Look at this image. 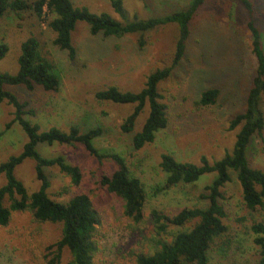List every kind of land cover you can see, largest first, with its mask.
I'll use <instances>...</instances> for the list:
<instances>
[{"label": "rangeland", "instance_id": "1", "mask_svg": "<svg viewBox=\"0 0 264 264\" xmlns=\"http://www.w3.org/2000/svg\"><path fill=\"white\" fill-rule=\"evenodd\" d=\"M71 1L74 6L86 7L96 14L107 13L119 20L111 7V0ZM121 1L130 18L136 15L142 20L180 11L190 2ZM254 2L258 5L257 13L264 18V0ZM18 23L13 14L0 19V42L9 47L8 53L0 61V74L17 72L20 44L34 36L39 40L44 56L55 64L60 78L58 92H47L39 86L32 91L24 86L3 87L34 110V116L25 115L24 119L36 124L42 132L51 127L67 132L75 126L81 133L95 127L102 128L104 135L95 139L93 146L123 157L131 174L143 184L147 200L143 221L133 224L123 216L122 201L97 184L102 175H110L116 169L115 164L110 160L98 163L80 145L57 143L38 145L37 151L43 158L63 157L67 164L79 167L82 181L79 186H73L56 167L46 168L45 174L50 182L48 195L62 203L78 194L89 197L100 221L95 233L99 245L95 264H135L136 255H148L154 250L151 241L155 236L151 220L153 210L171 217L182 208L207 205L198 197L205 193L204 187L210 184L212 175L201 178L193 186H178L165 194H153V187L165 178L159 168L160 155L171 154L179 162L198 165L202 156L212 163L232 150L238 129L229 131L228 125L232 117L244 109L255 68L246 15L233 0H208L201 8L191 22V33L182 62L158 85L161 101L166 105L168 126L156 133L153 143L140 150L133 149L131 140L145 123L148 106L137 117L133 131L124 134L119 126L132 112L134 105L97 101L94 94L109 87L132 93L143 89L151 73L171 65L176 27L158 28L142 37L129 34L120 38H104L91 36L88 26L78 23L72 34L76 57L70 60L67 52L52 44L55 34L46 26V21L39 25L27 14L20 26ZM258 26L264 34V19L258 20ZM140 38L144 41L142 48L138 45ZM213 87L220 89L215 105H199L201 93ZM12 114L11 106L0 103V164L21 153L27 140L17 123L5 130V125L13 118ZM261 148L262 144L256 140L248 158L251 168L264 172ZM34 167V161L27 159L15 169L16 178L29 193L39 188ZM230 176L231 181L222 189L226 198L224 207L229 215L226 223L234 234L248 237L249 225L253 220L264 222V209L253 213L248 211L242 202L236 174L230 172ZM5 182L4 176L0 175V188ZM3 204L8 206L9 201L5 199ZM242 218V221H237ZM189 229L191 224L183 228L169 227L168 235L163 238L171 241L172 234ZM60 232L59 224L39 223L29 211L14 212L8 224L0 226V264H51L49 262L53 255H49L51 253L46 248L60 238ZM248 238L247 245H251ZM253 254L255 251L249 249L248 254L243 256L233 247L226 256L215 258L214 263L254 264L257 257ZM58 264H71L68 250L64 249Z\"/></svg>", "mask_w": 264, "mask_h": 264}, {"label": "trees", "instance_id": "2", "mask_svg": "<svg viewBox=\"0 0 264 264\" xmlns=\"http://www.w3.org/2000/svg\"><path fill=\"white\" fill-rule=\"evenodd\" d=\"M207 1L190 0L180 11L142 20L136 15L130 18L121 0H111V7L118 15V20L107 13L96 14L86 7L74 6L71 0H0V19L13 14L20 26L29 14L39 25L46 21V26L55 34L52 44L67 52L70 60L76 57L72 34L78 23H85L91 36L104 38H120L129 34L142 37L158 28L174 25L177 37L170 66L151 73L144 88L137 93L122 92L116 87H109L94 94L97 101L134 105L132 112L119 126L120 132L124 134L133 131L137 117L143 108L148 106V117L141 130L131 140L133 149L140 150L153 143L156 133L168 126L166 105L161 101L158 85L182 62L191 33V22ZM233 1L241 6L247 18L246 29L255 68L244 109L235 114L228 125L229 131L238 129L232 150L212 163L202 156L198 165L179 162L171 154L160 155L159 168L165 178L162 183L153 187V194H165L178 186H193L201 178L212 175V181L204 187L205 193L198 197L207 205L185 207L171 217L153 210L151 220L155 236L151 241L154 243V250L148 255H136L135 264H215V258L226 256L233 247L243 256L248 254L249 249L255 251L252 255L257 257L254 264H264V222L253 220L249 225V238L244 234L242 238L240 234H234L231 226L226 223L229 215L223 202L226 198L222 189L231 181L230 172H234L245 208L252 213L264 209V172L251 168L248 158L256 140L262 144L261 150L264 154V34L258 26V20L264 18L257 13L258 5L254 0ZM138 45L140 48L144 45L141 38ZM8 51V45L0 42V61ZM17 62L18 70L15 74H0V103L5 102L13 108V118L5 125V130L17 123L27 140L21 153L0 164V175H3L6 181L0 188V226L5 227L14 212L29 211L39 223L61 226L60 238L46 248L51 253L49 255H53L49 263L58 264L66 249L71 256V264H95L99 252L95 233L96 225L100 221L89 197L86 194H78L62 203L52 200L47 192L50 182L45 174L46 168L56 167L62 175L69 178L73 186H79L81 183V170L77 166L67 164L63 157H41L37 151L38 145H80L98 163L103 160L112 161L116 169L110 175H102L97 184L122 201L123 216L133 224L143 221L147 192L141 181L131 174L123 157L108 150L100 151L93 146V141L104 135L102 128L95 127L81 133L75 126L70 127L67 132L51 127L42 132L36 124L25 120V115L34 116V110L28 108L27 102L19 101L3 87L24 86L26 90L32 91L39 86L47 92H58L60 78L55 64L44 56L39 40L34 36L28 37L20 44ZM219 94L218 88L208 89L201 93L198 104L203 107L213 106ZM27 159L34 161L35 177L39 182L38 190L32 193H29L15 176V169ZM5 199L9 201L8 206L3 204ZM242 220L243 218L237 221ZM187 224H191V229L172 234L171 241L163 238L168 235L169 227L183 228ZM247 238L250 239L251 245H247Z\"/></svg>", "mask_w": 264, "mask_h": 264}]
</instances>
